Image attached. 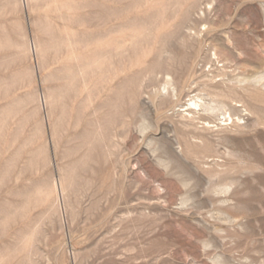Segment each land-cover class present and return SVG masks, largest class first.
Wrapping results in <instances>:
<instances>
[{
  "label": "rangeland",
  "instance_id": "374dc122",
  "mask_svg": "<svg viewBox=\"0 0 264 264\" xmlns=\"http://www.w3.org/2000/svg\"><path fill=\"white\" fill-rule=\"evenodd\" d=\"M0 264H264V0H0Z\"/></svg>",
  "mask_w": 264,
  "mask_h": 264
}]
</instances>
